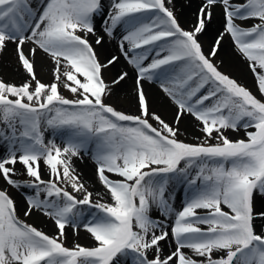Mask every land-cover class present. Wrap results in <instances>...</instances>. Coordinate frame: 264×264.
Returning a JSON list of instances; mask_svg holds the SVG:
<instances>
[{
    "label": "snow or ice",
    "instance_id": "snow-or-ice-1",
    "mask_svg": "<svg viewBox=\"0 0 264 264\" xmlns=\"http://www.w3.org/2000/svg\"><path fill=\"white\" fill-rule=\"evenodd\" d=\"M171 2L111 0L103 20L109 37L123 29L120 51L137 74L138 114H131L106 102L129 73L106 80L119 57L102 62L90 41L104 42L95 25L103 0H0V53L14 44L27 77L19 85L0 79V143L8 146L0 179L30 190L24 216L41 212L58 230L48 235L21 219L0 188V264H264V199L257 204L264 198V0H204L191 30ZM215 6L224 26L206 53L199 35ZM225 35L248 62L261 98L220 70L214 57ZM38 51L55 65L51 83L35 72ZM146 79L159 81L177 106V124L184 114L200 122L203 142L179 139L178 127L151 110ZM48 129L63 134V147L45 142ZM241 129L245 138L227 135ZM89 145L107 200L100 193L94 200L73 166ZM17 163L23 181L14 178ZM177 184L185 190L179 211L170 202ZM153 210L173 222L166 226ZM81 225L93 245L68 247L66 227Z\"/></svg>",
    "mask_w": 264,
    "mask_h": 264
},
{
    "label": "bare ground",
    "instance_id": "bare-ground-1",
    "mask_svg": "<svg viewBox=\"0 0 264 264\" xmlns=\"http://www.w3.org/2000/svg\"><path fill=\"white\" fill-rule=\"evenodd\" d=\"M178 5V11L177 14L179 16V19L181 22H187L191 23L193 21V24L196 22V14L199 10V8L204 3V0H181ZM105 5V15L103 17L97 16L95 20L96 25V32L104 37V42L102 45H95V37H90V41L93 43V46L95 48V51L97 53L98 58L105 62L108 59H110L112 56L119 57L118 62L110 67L108 70L105 71V78L108 81H111L112 78H114L118 73L122 71H127L129 73L128 78L121 82L120 85L116 86V92L120 95V98L122 96H128L129 99L132 101V105H136L134 101L132 100L135 95V80H136V71L133 69V67L128 63V61L125 59L124 55L120 51V42L121 37L123 34V29L121 27H117L114 32L113 36L109 37L105 34L103 31V20L107 16V11L110 6L111 0H103ZM235 3L241 2V0H233ZM37 5V3H36ZM39 5V4H38ZM213 18L209 25L207 26V29L204 33L199 35V38L201 41L206 43L207 46L213 45V42L215 41L218 34L223 31L224 26V16L221 6H215L212 8ZM238 23H241L242 26H250L253 21H247V22H241L237 21ZM250 22V23H249ZM12 45L9 44L7 48H9V51H4L3 53H0V70L5 71V73L9 74L11 76V81L9 83L14 84H21L24 82L25 79H27L25 73L23 72L22 68H20L16 56L13 52ZM27 51V47L25 49ZM218 55H220L224 61L228 62L233 66L236 70H242L241 68H247L248 71H243V73L247 74L253 81V83L256 85V82L254 80L252 72L248 68V62L242 57V55L236 50V47L231 39L230 36L225 35L221 47L219 49ZM217 55V56H218ZM35 65L37 67L36 74L39 78L40 75L42 76H50L53 73V67H55L52 59L47 54L43 53L42 51H38L35 56ZM44 72L46 75H44ZM53 81V80H52ZM143 89L146 93V96L148 98L149 103H154L158 107L161 106L163 110L174 112L175 115H177V106L172 103V101L164 94V92L161 89L160 82L156 79L153 80H144L142 81ZM257 86V85H256ZM181 120H179L180 127L179 129L183 131V133H187L186 135L190 134L192 136L200 135V122L197 121L193 116L190 114H184L181 117ZM175 119V116L173 117L172 121ZM243 130V129H241ZM233 132V131H232ZM239 132V131H238ZM238 132H233L234 134H238ZM54 133L58 136H61L60 140L61 142L58 143L61 147L64 146L63 143V134L61 132L57 133L56 131L52 129H48L45 131V137H51L54 136ZM189 136V135H188ZM59 140V141H60ZM94 146H92L88 151L83 152L78 157H73V166L77 172V174L80 176V179L84 182L85 186L89 189V191L93 192V198L100 199L101 196L107 200V196H104V188L99 183L97 176H96V164L92 158V150ZM8 152V146L4 143H0V157H3L7 155ZM17 175L14 177L17 180L23 181L24 179H27L26 175H22L24 173V168L21 164L17 163L15 166ZM44 179H48V172L45 169L44 170ZM0 187L6 188L9 193L11 194L12 198L17 204V210L18 215L21 219L26 220L27 222L29 220L35 221V223L44 226L48 229H57L54 221L43 215L41 212L34 211L30 216H24V212L27 208V201H26V194L30 192L28 189H17L13 188L6 184V182L3 179H0ZM182 185H175L173 190V199L170 201L172 204L173 209H176V211L182 210L184 200H185V190ZM96 193H100L101 196H97ZM261 198L257 196V204L259 206V203L261 201ZM153 218L163 221L166 226L170 225L173 222V218L171 219L168 217L165 219L160 215V213L156 210H153L152 212ZM29 223V222H28ZM257 227L259 229V223L257 224ZM170 231V227L168 229ZM66 231H68L70 237L72 239H80L81 241H93L90 234L86 232L84 227L81 225L78 230H74L72 226H67ZM94 242V241H93ZM163 243V250L165 253L170 251L171 245L169 242L165 241ZM125 264H128L127 261H125Z\"/></svg>",
    "mask_w": 264,
    "mask_h": 264
},
{
    "label": "rangeland",
    "instance_id": "rangeland-1",
    "mask_svg": "<svg viewBox=\"0 0 264 264\" xmlns=\"http://www.w3.org/2000/svg\"><path fill=\"white\" fill-rule=\"evenodd\" d=\"M179 2L182 3L181 0H172L171 4H169L168 6L173 8L174 14L176 15L181 27H183L186 30H191L192 25H193V21H191V23L189 24V23H187L185 21L181 22V20L179 19V16L177 14ZM32 3H33L34 6H39L38 5L39 4V0H32ZM36 3H37V5H36ZM245 27H247V26H245ZM199 40L202 43L203 50L206 53L209 52L212 46L211 45L207 46L206 43L201 41L200 38H199ZM11 45H12V48L10 47V49H12L13 52H14L15 45L14 44H11ZM8 49L9 48H7L5 51L6 52L9 51ZM14 54H15V52H14ZM214 59H215L216 63L220 65V70L222 72H225V73L229 74L232 78L236 79L240 84H242L243 86L247 87L254 95H256L258 98H261V94L258 91L257 86L253 83L252 79L247 74L243 73V71H248V70H246L247 68L245 69L243 67V68H241L242 69L241 71L240 70H236L233 66H231V64H229L228 62L224 61L223 58L220 55L214 57ZM36 69H37V67L35 65V71H36ZM53 69H54V67H53ZM44 75H46L45 72H44ZM10 78H11V76L9 74L5 73V71H3V70H0V79H3L5 82L9 83V81H11ZM39 79H41V81L44 82V83H51L52 80H53V73L50 76H48V77L40 75ZM61 92L66 97L72 98V94L69 91H67L66 89H61ZM132 100L136 104L135 106L132 105V103H131L132 101L129 99L128 96L125 95V96H122V98H120V95L116 92V89H114V93L112 95H110V96H108L106 98V102L114 105L118 110L124 111L126 113L138 114V105H137L136 95H134ZM150 106H151V110L152 111L158 113L166 122H168L170 125H172L174 127H178V129H179L180 124L176 123V115H175L174 112H171V111L169 112V111L163 110L161 108V106L158 107L154 103H150ZM174 116H175V119L172 121ZM180 120H181V118H180ZM153 123H155V122H153ZM56 132L59 133V131H56ZM186 134L187 133H183V131H181L179 129V139H181V140H183V141H185L187 143H201L205 139L203 132H201L200 135H196V136H192L190 134H188L189 135L188 136ZM227 135L233 140L245 138L244 130H240L238 132V134H234L232 131H228ZM44 137H45V133H44ZM60 137L61 136H58V135H56L54 133V136L52 135L51 137H45V142H48L50 140H54L58 144V143L61 142V140H60L61 138ZM92 146H94V145H92ZM93 199L97 200V198H93ZM85 207H87V206H85ZM174 210L176 211V209H174ZM28 222H29V224H32L33 226H35L39 230H42L43 232H45L48 235H56L57 234V231H58L57 229H51L50 230V229H48V228H46L44 226H41V225L35 223V221L33 222V220H29ZM65 243H66V245L68 247H72L75 243H79V244H81L83 246H92L94 242L93 241H88V240L83 242V241H81L78 238L77 239H72L70 237L68 231H66ZM127 263L128 264H132L131 258L127 259Z\"/></svg>",
    "mask_w": 264,
    "mask_h": 264
}]
</instances>
